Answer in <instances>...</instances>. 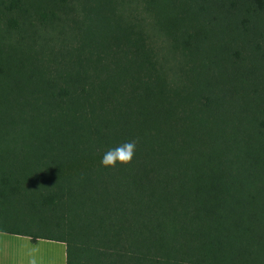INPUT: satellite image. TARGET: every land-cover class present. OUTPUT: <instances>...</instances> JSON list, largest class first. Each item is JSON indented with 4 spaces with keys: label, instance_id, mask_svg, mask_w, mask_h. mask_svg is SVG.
<instances>
[{
    "label": "trees",
    "instance_id": "trees-1",
    "mask_svg": "<svg viewBox=\"0 0 264 264\" xmlns=\"http://www.w3.org/2000/svg\"><path fill=\"white\" fill-rule=\"evenodd\" d=\"M141 1L61 68L0 44V133L16 112L26 139L0 148V233L64 243L66 264H264V0H143L178 69ZM30 4L0 0V26ZM126 141L131 161L102 166Z\"/></svg>",
    "mask_w": 264,
    "mask_h": 264
},
{
    "label": "rangeland",
    "instance_id": "rangeland-1",
    "mask_svg": "<svg viewBox=\"0 0 264 264\" xmlns=\"http://www.w3.org/2000/svg\"><path fill=\"white\" fill-rule=\"evenodd\" d=\"M107 4V8H102ZM29 8L26 26L16 31L0 26V44H5L3 51L15 52L28 66L36 65L45 70L61 68L74 51L84 50L89 29H106L105 15L112 13L126 19V0H32ZM147 9L142 0L139 16L147 26L160 61L168 68L178 69L182 63L181 54L172 49L170 39ZM44 10L47 18L42 20L39 12ZM51 12H56V20L51 17ZM87 50L89 48L85 49L86 54L90 51ZM4 121L7 124L1 127L0 148L2 151L17 149L20 153V147L26 141L19 130L23 122L16 112ZM65 260L63 243L40 240L34 244L27 237L0 233V264H65Z\"/></svg>",
    "mask_w": 264,
    "mask_h": 264
},
{
    "label": "clouds",
    "instance_id": "clouds-1",
    "mask_svg": "<svg viewBox=\"0 0 264 264\" xmlns=\"http://www.w3.org/2000/svg\"><path fill=\"white\" fill-rule=\"evenodd\" d=\"M135 147L136 145L133 141H126L105 152L101 157L100 163L104 167H114L117 164H127L133 158Z\"/></svg>",
    "mask_w": 264,
    "mask_h": 264
},
{
    "label": "crops",
    "instance_id": "crops-1",
    "mask_svg": "<svg viewBox=\"0 0 264 264\" xmlns=\"http://www.w3.org/2000/svg\"><path fill=\"white\" fill-rule=\"evenodd\" d=\"M28 238V237H27ZM28 239H30V238H28ZM31 241V240H30ZM40 240H38L37 242H39ZM47 241V240H46ZM32 242V241H31ZM37 242L36 243H34V244H37ZM33 243V242H32ZM64 244V243H63ZM65 245V244H64ZM65 257H66V246H65ZM65 264H66V260H65Z\"/></svg>",
    "mask_w": 264,
    "mask_h": 264
}]
</instances>
